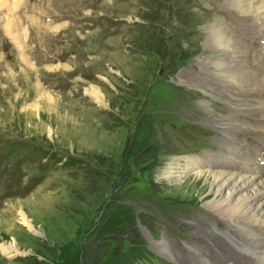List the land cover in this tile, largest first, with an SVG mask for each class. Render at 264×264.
<instances>
[{"label":"rangeland","instance_id":"1","mask_svg":"<svg viewBox=\"0 0 264 264\" xmlns=\"http://www.w3.org/2000/svg\"><path fill=\"white\" fill-rule=\"evenodd\" d=\"M227 7L21 1L20 21L27 26V15L58 33L39 30L48 44L30 46L37 71L28 81L19 51L7 39L0 44V264H185L180 255L216 256L232 241L225 220L205 207L213 199L206 178H162L174 163L222 150L228 107L210 89L220 80L206 72L223 51L209 26L224 22L237 36L242 25ZM39 83L55 105L41 102ZM92 87L105 104L87 94ZM163 241L180 263L164 255ZM11 244L20 252L4 255Z\"/></svg>","mask_w":264,"mask_h":264},{"label":"bare ground","instance_id":"2","mask_svg":"<svg viewBox=\"0 0 264 264\" xmlns=\"http://www.w3.org/2000/svg\"><path fill=\"white\" fill-rule=\"evenodd\" d=\"M21 1L0 0V44L6 43L7 39L19 51L18 61L27 66L20 74L28 81L30 75L37 71L29 56L30 46L48 44V34L39 30L44 28L49 33H58V29L50 30L40 20L27 15L26 26L17 16ZM223 1L234 9L232 12L242 25L236 28L237 36H232L233 29L220 21L208 29L213 44L223 49L222 58L208 63L210 71L206 72L220 80L210 89L221 93L223 104L228 107L224 109L225 115L221 116L222 124L219 125L223 136L222 150L209 158L188 157L183 162L174 163L164 171L162 178L173 180L188 174L195 176L196 180L206 178L210 182L213 199L205 207L225 220L226 228L222 233L233 241L220 243L216 256H205L196 248L188 257L180 255L185 264H264V0ZM11 7L16 11H10ZM4 10H7V16L3 15ZM58 43L55 45L59 47ZM10 73L11 78L17 76ZM196 80L192 78L193 85ZM41 84L38 85L42 90L41 102H46L47 106L55 105V98L46 93ZM200 88L207 93L205 88ZM87 94L99 104H105L99 88L92 87ZM20 216L21 223L35 231L30 219L22 212ZM218 238L215 235L210 242H216L218 246ZM158 245L172 260L179 256L174 254L175 247L166 241ZM223 247H229L231 252L226 253ZM1 251L8 256L20 252L13 244Z\"/></svg>","mask_w":264,"mask_h":264}]
</instances>
